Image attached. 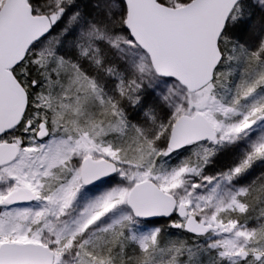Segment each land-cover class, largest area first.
I'll use <instances>...</instances> for the list:
<instances>
[{
    "label": "snow or ice",
    "instance_id": "1",
    "mask_svg": "<svg viewBox=\"0 0 264 264\" xmlns=\"http://www.w3.org/2000/svg\"><path fill=\"white\" fill-rule=\"evenodd\" d=\"M0 264H264V0H0Z\"/></svg>",
    "mask_w": 264,
    "mask_h": 264
}]
</instances>
